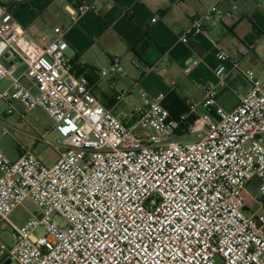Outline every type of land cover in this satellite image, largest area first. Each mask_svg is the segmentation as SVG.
<instances>
[{
  "label": "built area",
  "instance_id": "1",
  "mask_svg": "<svg viewBox=\"0 0 264 264\" xmlns=\"http://www.w3.org/2000/svg\"><path fill=\"white\" fill-rule=\"evenodd\" d=\"M93 8L81 5L73 16ZM238 10L214 5L193 21L192 32L233 20ZM65 31L55 28L57 38L47 44L29 41L0 4V80L11 76L1 59L21 62L37 91L12 78L0 100L74 126L52 165L30 152L12 161L0 151V226L15 240H0V257L11 264H264V78L245 71L250 90L232 110L219 105L216 86H206L203 101L179 119L165 108L163 93L140 91L142 107L122 121L98 101L87 76L73 73ZM248 53L242 44L232 55L218 53L220 86L225 64L238 65ZM123 73L116 58L99 76ZM135 93L119 91L116 99ZM185 136L193 139H177ZM255 177L260 197L251 198L257 210L250 212L245 195ZM26 202L39 212L17 226L11 216ZM40 228L45 235L34 236Z\"/></svg>",
  "mask_w": 264,
  "mask_h": 264
},
{
  "label": "crops",
  "instance_id": "2",
  "mask_svg": "<svg viewBox=\"0 0 264 264\" xmlns=\"http://www.w3.org/2000/svg\"><path fill=\"white\" fill-rule=\"evenodd\" d=\"M0 4L9 6L29 41L47 44L57 38L55 28H66L65 57L73 73L87 76L98 101L122 121L136 117L143 105L140 91L163 93L165 108L179 119L191 104L203 101L206 86H216L219 105L232 110L250 90L244 72L264 78V0H6ZM81 5L94 8L73 16ZM214 5L224 9L238 5L239 10L233 20H213L203 32L193 33V21ZM239 44L248 47L249 53L238 65L225 64L226 77L220 86L215 74L217 55L220 51L232 55ZM116 58L124 73L101 78L99 71ZM194 60L199 64L186 74L185 68ZM1 62L11 70L10 81L22 78L25 87L37 92L23 78V63L6 58ZM131 89L137 93L116 99L119 91ZM133 96L141 106L130 108ZM203 112L198 107L197 114Z\"/></svg>",
  "mask_w": 264,
  "mask_h": 264
},
{
  "label": "rangeland",
  "instance_id": "3",
  "mask_svg": "<svg viewBox=\"0 0 264 264\" xmlns=\"http://www.w3.org/2000/svg\"><path fill=\"white\" fill-rule=\"evenodd\" d=\"M10 83L9 77L0 80V92H3ZM131 100L132 106L130 108L141 106L137 96H133ZM73 131L74 126L67 122L56 126L52 119L41 109L29 111L18 102H12L11 105L4 100H0V151L12 161L17 160L25 152H30L43 164L52 165L57 161L59 153L67 146L63 142ZM262 138L264 141V135ZM192 139L191 136L180 138L184 142ZM259 185L260 180L255 177L248 186V195H245V197L251 205L250 212L257 210L256 204L251 198L257 199L260 197ZM38 212L37 206L31 202H26L14 211L11 221L17 226H21L30 216ZM56 218L61 222L58 217ZM44 235L45 232L41 228L34 232L36 237ZM0 240L8 246L15 244L11 230L7 225L0 226Z\"/></svg>",
  "mask_w": 264,
  "mask_h": 264
},
{
  "label": "trees",
  "instance_id": "4",
  "mask_svg": "<svg viewBox=\"0 0 264 264\" xmlns=\"http://www.w3.org/2000/svg\"><path fill=\"white\" fill-rule=\"evenodd\" d=\"M194 120V116H191L188 120H187V123H186V128L189 127V125H191V123L193 122ZM7 260V258L3 259V262L2 264Z\"/></svg>",
  "mask_w": 264,
  "mask_h": 264
},
{
  "label": "water",
  "instance_id": "5",
  "mask_svg": "<svg viewBox=\"0 0 264 264\" xmlns=\"http://www.w3.org/2000/svg\"><path fill=\"white\" fill-rule=\"evenodd\" d=\"M4 264H11V259H7Z\"/></svg>",
  "mask_w": 264,
  "mask_h": 264
}]
</instances>
